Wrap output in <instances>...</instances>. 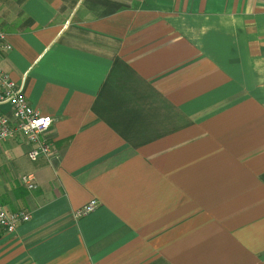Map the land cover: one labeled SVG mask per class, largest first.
Here are the masks:
<instances>
[{
    "label": "crops",
    "instance_id": "1",
    "mask_svg": "<svg viewBox=\"0 0 264 264\" xmlns=\"http://www.w3.org/2000/svg\"><path fill=\"white\" fill-rule=\"evenodd\" d=\"M0 33L54 121L0 149V264H264V0H0Z\"/></svg>",
    "mask_w": 264,
    "mask_h": 264
},
{
    "label": "built area",
    "instance_id": "2",
    "mask_svg": "<svg viewBox=\"0 0 264 264\" xmlns=\"http://www.w3.org/2000/svg\"><path fill=\"white\" fill-rule=\"evenodd\" d=\"M11 46L0 33V51H8ZM53 119L37 112L28 102L24 93V81L17 83L10 79L0 67V149L4 143L22 138L28 145L26 156L35 162L41 158L51 159L53 144L45 138L51 129ZM19 184L28 192L36 189L34 174L19 177ZM97 207L95 200L90 201L74 212L75 218L92 213ZM30 220V214L24 210L9 211L0 204V231L13 234L23 223Z\"/></svg>",
    "mask_w": 264,
    "mask_h": 264
}]
</instances>
